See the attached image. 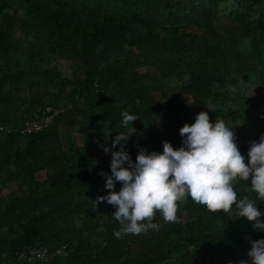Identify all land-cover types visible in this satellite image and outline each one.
Listing matches in <instances>:
<instances>
[{
	"label": "trees",
	"instance_id": "1",
	"mask_svg": "<svg viewBox=\"0 0 264 264\" xmlns=\"http://www.w3.org/2000/svg\"><path fill=\"white\" fill-rule=\"evenodd\" d=\"M59 61L71 64V76ZM263 69L264 0H0V127L12 131L0 132V261L39 264L17 254L64 245L71 252L56 264L250 261V241L264 230L235 207L211 211L187 199L179 223L157 210L158 231L117 238L115 206L94 200L110 191L105 146L124 130L125 109L138 116L127 126L135 130L126 142L133 160L141 148L163 151L165 140L180 147L179 129L194 113L234 126L247 157L264 122L241 125L243 91L229 87L259 82ZM173 80L180 96L165 88ZM47 108L50 127L22 134ZM12 184L18 191L3 196ZM235 189L264 211L250 180L238 179Z\"/></svg>",
	"mask_w": 264,
	"mask_h": 264
},
{
	"label": "clouds",
	"instance_id": "2",
	"mask_svg": "<svg viewBox=\"0 0 264 264\" xmlns=\"http://www.w3.org/2000/svg\"><path fill=\"white\" fill-rule=\"evenodd\" d=\"M121 115L124 130L115 135L111 149L105 146V151H112L111 174L103 173L110 191L94 200L96 206L102 201L115 206L113 215L121 225L114 229L117 238L149 229L158 231L157 210L166 221L179 223L178 209L187 199L211 211L230 212L235 207L253 228L264 230V211L248 195L238 198L235 189L238 179L250 180L258 198L264 200V134L250 142L246 157L238 146L234 126L219 118L213 125L207 114L199 113L194 122L179 129L180 147L165 140L163 151L141 148L133 160L126 142L135 130L127 126L138 116L126 109ZM117 144L119 150H112ZM118 181L122 186L117 191ZM250 242L251 260L239 264H264V238Z\"/></svg>",
	"mask_w": 264,
	"mask_h": 264
},
{
	"label": "rangeland",
	"instance_id": "3",
	"mask_svg": "<svg viewBox=\"0 0 264 264\" xmlns=\"http://www.w3.org/2000/svg\"><path fill=\"white\" fill-rule=\"evenodd\" d=\"M57 64L65 75L71 76L73 74L74 71L71 69V64L69 62L59 61L57 62ZM258 81L259 82H255L254 80L245 79L242 81L241 85H237V86L231 85L229 87L231 92L235 96L237 95L236 92L238 93L239 88H241L239 90L243 91V94H241L239 101L240 103L243 104V115L245 118L240 122L241 125L242 124L255 125L256 123L264 122V69L258 73ZM168 84L169 87L172 86L173 88H176V90L172 92L180 96V93L178 92V85L176 80L167 82L165 85V88L167 89H168ZM155 96L158 99L162 100L163 103L168 102V99L164 98L161 91L155 92ZM181 99L184 100L186 103L190 102V99L185 95L181 96ZM198 114L199 113H194L188 119L195 120ZM107 134L109 133L107 132ZM18 188H19L18 184L9 185L2 191L3 196L5 197L12 196L18 191Z\"/></svg>",
	"mask_w": 264,
	"mask_h": 264
},
{
	"label": "built area",
	"instance_id": "4",
	"mask_svg": "<svg viewBox=\"0 0 264 264\" xmlns=\"http://www.w3.org/2000/svg\"><path fill=\"white\" fill-rule=\"evenodd\" d=\"M52 108H47L45 113L37 119L28 120L21 128V133L30 135L32 133H39L46 130L54 120ZM8 130L0 127V132ZM12 132L11 129L8 130ZM71 249L68 245H64L57 249L51 250L47 247L27 248L26 250L17 254V260L22 263H39V264H56V259L59 257L69 256ZM0 264H9L0 261Z\"/></svg>",
	"mask_w": 264,
	"mask_h": 264
}]
</instances>
